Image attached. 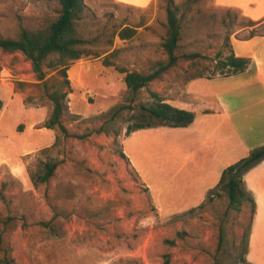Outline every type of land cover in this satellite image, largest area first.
I'll list each match as a JSON object with an SVG mask.
<instances>
[{"label":"rangeland","instance_id":"1","mask_svg":"<svg viewBox=\"0 0 264 264\" xmlns=\"http://www.w3.org/2000/svg\"><path fill=\"white\" fill-rule=\"evenodd\" d=\"M84 1L94 34L105 25L129 27L135 34L129 40L116 36L111 48L99 45L98 56L67 69L71 92L62 123L70 137L45 127L52 104L40 97L42 81L29 62L0 50V185L7 183L0 219L13 212L25 223L4 236L13 263L264 264V225L256 224L251 235L248 204L235 214L218 186L221 173L249 154L243 155L229 122L205 111L215 102L206 80L217 74L212 60L226 51L227 39L244 37L248 29L224 26L223 8L214 0H198L185 13L178 51L211 61L180 62L151 86L176 104L186 87L187 101L179 108L193 120L173 127L150 117L148 90L128 89L115 67L150 73L166 59L165 0L145 7ZM58 8L56 0H0V35L35 26L56 16ZM112 50L119 52L106 67L103 58ZM52 78L60 80L55 72L46 80ZM141 123L150 126L136 129ZM47 156L58 163L54 176L34 187L29 172ZM179 232L185 233L182 240L166 243Z\"/></svg>","mask_w":264,"mask_h":264},{"label":"trees","instance_id":"2","mask_svg":"<svg viewBox=\"0 0 264 264\" xmlns=\"http://www.w3.org/2000/svg\"><path fill=\"white\" fill-rule=\"evenodd\" d=\"M198 0H184L182 3H176L175 0H165L167 14V31L165 38L161 43L166 59L157 61L155 67L150 73L138 71H127L115 66L120 73L124 74L123 81L128 89L137 93L142 89H147L153 101L152 106L147 109L150 117L157 118L160 121H168L173 127H183L192 122L193 114L177 109L165 102V98L159 91H154L151 86L155 83L164 81L165 76L171 70L178 67L180 62L198 65L211 61L209 57L199 53H182L179 52V44L184 34L183 29L184 15ZM58 4L57 15L45 17L39 24L20 25L19 28L11 35H0V50L8 55H21L23 59L29 62L31 70L38 81H42L38 87L40 97L47 99L52 104V110L49 118L45 122L48 129L58 128L65 137H70L62 120L64 115L65 104L68 94L71 92L70 81L67 76V69L74 62L81 61L90 56H98L100 53L96 49L99 45L105 46L106 50L112 47L113 40L117 36L121 40H129L135 30L129 27H101L96 34L89 30V20L92 16L84 0H56ZM183 8L180 16L178 12ZM221 23L231 28L234 25L237 31L248 29L244 39L253 37L256 34L264 32L261 21H252L245 18L240 11L232 8H223L220 11ZM259 27L261 30H259ZM236 32L231 30L229 33ZM226 51H219L214 60L216 75L207 77V79L217 77H229L243 72L249 65L248 58L237 57L232 49L231 40L227 39ZM118 50H112L103 58V65L106 67L113 66L111 61ZM55 72L57 78L46 80L48 73ZM3 103L0 100V110ZM119 110L117 109L115 113ZM149 127V123H141L136 129ZM99 132V131H98ZM127 133L131 132L128 127ZM77 137V136H76ZM81 138V137H77ZM46 150V149H45ZM123 158L124 155L121 154ZM264 159V147L252 149L246 159L227 167L222 173L219 180V188L226 195L229 207L239 214L244 203L249 207V226L253 219L255 203L250 195L242 186V175L255 164ZM58 163L49 156L45 160L39 161L34 171L29 172L30 182L34 187L46 184L54 176ZM7 183L0 185V200L6 202L5 190ZM23 218L17 213L9 212L0 219V264H14L8 250V244L5 241V233L14 231L19 225H25ZM47 225V223H42ZM185 233L179 232L171 241H166L172 246L176 240H182ZM165 262L170 259L165 256Z\"/></svg>","mask_w":264,"mask_h":264},{"label":"crops","instance_id":"3","mask_svg":"<svg viewBox=\"0 0 264 264\" xmlns=\"http://www.w3.org/2000/svg\"><path fill=\"white\" fill-rule=\"evenodd\" d=\"M137 7H145L152 0H118ZM221 8H232L252 21L264 22V0H214ZM232 49L237 57L248 58L250 63L241 73L229 77L207 79L213 102L205 108L208 113H218L229 122L237 135L236 141L243 155L252 149L264 147V34L251 38H233ZM186 89V87H185ZM181 104L172 102L163 91L165 102L180 109L186 104V93ZM182 105V106H181ZM233 165V164H232ZM231 166V165H230ZM229 167V166H228ZM243 184L255 203V211L250 226L264 225V159L242 176ZM251 238V236H250Z\"/></svg>","mask_w":264,"mask_h":264}]
</instances>
